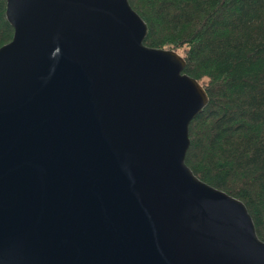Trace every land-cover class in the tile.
I'll use <instances>...</instances> for the list:
<instances>
[{"label":"water","instance_id":"obj_1","mask_svg":"<svg viewBox=\"0 0 264 264\" xmlns=\"http://www.w3.org/2000/svg\"><path fill=\"white\" fill-rule=\"evenodd\" d=\"M0 264H264L245 203L185 162L208 103L129 0H5Z\"/></svg>","mask_w":264,"mask_h":264},{"label":"trees","instance_id":"obj_2","mask_svg":"<svg viewBox=\"0 0 264 264\" xmlns=\"http://www.w3.org/2000/svg\"><path fill=\"white\" fill-rule=\"evenodd\" d=\"M143 42L172 48L209 100L189 123L185 162L241 199L264 241V0H129ZM0 0V45L13 27Z\"/></svg>","mask_w":264,"mask_h":264}]
</instances>
